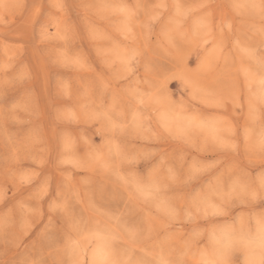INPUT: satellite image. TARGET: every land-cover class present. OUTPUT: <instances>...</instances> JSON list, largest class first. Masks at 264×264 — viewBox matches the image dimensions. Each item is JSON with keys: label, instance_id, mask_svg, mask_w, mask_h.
Segmentation results:
<instances>
[{"label": "rangeland", "instance_id": "374dc122", "mask_svg": "<svg viewBox=\"0 0 264 264\" xmlns=\"http://www.w3.org/2000/svg\"><path fill=\"white\" fill-rule=\"evenodd\" d=\"M264 0H0V264H261Z\"/></svg>", "mask_w": 264, "mask_h": 264}, {"label": "snow or ice", "instance_id": "6c2138e0", "mask_svg": "<svg viewBox=\"0 0 264 264\" xmlns=\"http://www.w3.org/2000/svg\"><path fill=\"white\" fill-rule=\"evenodd\" d=\"M261 264H264V259L261 260Z\"/></svg>", "mask_w": 264, "mask_h": 264}]
</instances>
